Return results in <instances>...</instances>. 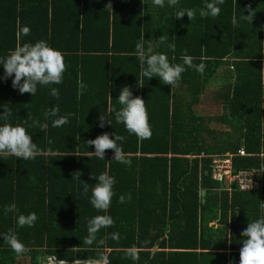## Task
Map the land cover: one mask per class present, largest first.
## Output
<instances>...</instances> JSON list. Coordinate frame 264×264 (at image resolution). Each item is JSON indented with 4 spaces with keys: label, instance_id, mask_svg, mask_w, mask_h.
Returning <instances> with one entry per match:
<instances>
[{
    "label": "trees",
    "instance_id": "trees-1",
    "mask_svg": "<svg viewBox=\"0 0 264 264\" xmlns=\"http://www.w3.org/2000/svg\"><path fill=\"white\" fill-rule=\"evenodd\" d=\"M204 2L179 0L170 7L165 0L159 8L153 0H0V57L14 50L19 29L29 26L30 35L19 43L43 39L63 53L67 66L61 84L38 85L31 96L14 89V76L5 78L0 65V113L10 109L7 122L24 126L44 150L29 160L0 157V234L11 229L31 249L17 255L0 236V264L95 257L96 245L83 240L88 219L104 214L90 198L98 183L93 177L105 171L116 180L107 213L115 223L97 238L107 237L100 250L110 264H239L242 231L264 216L259 208L264 172L260 190L234 186L227 191L212 179L211 163L213 154L244 148L246 156L234 157L235 170L264 165V0H225L215 18H201L198 11L193 20L187 14L176 18L178 10H198ZM109 3L112 10L105 7ZM249 6L255 11L250 23L240 19L249 14ZM163 35L167 42L161 44ZM141 41L146 49L150 45L167 54L171 63H182L183 54L193 56L197 65L205 57L203 75L185 66L174 87L159 77H143L134 54ZM168 44H175V52ZM80 82L87 87L77 99ZM125 85L145 100L150 139L130 134L110 111L120 109L117 99ZM51 87L59 89V98L49 94ZM209 93L225 109L217 120L232 130L222 133L219 147L206 143L207 117L197 111ZM56 105L61 116L75 115L54 128L44 112ZM100 115L106 117L103 128ZM33 120L48 123L47 131L30 127ZM103 133L125 137L118 143L130 166L113 160L111 149L105 160L89 157L95 147L86 142ZM49 147L56 155L47 153ZM121 195L125 203L118 202ZM13 203L19 212L5 215L4 207ZM31 212L38 216L35 225L19 227L18 215ZM112 233H119V239H112ZM132 246L138 249L135 261L125 255Z\"/></svg>",
    "mask_w": 264,
    "mask_h": 264
},
{
    "label": "clouds",
    "instance_id": "clouds-1",
    "mask_svg": "<svg viewBox=\"0 0 264 264\" xmlns=\"http://www.w3.org/2000/svg\"><path fill=\"white\" fill-rule=\"evenodd\" d=\"M170 7H175L179 4V0H167ZM225 0H205L203 7L200 9H180L176 12V18L180 19L185 14L189 20L196 18L197 11L201 18H207L209 16L215 18L219 16L221 8L219 5H223ZM153 4L159 8L165 6V0H153ZM105 7H109L112 10L111 3ZM249 14L241 16L240 19L248 21L249 23L255 16V11L251 10L249 6L246 9ZM232 24L234 27L239 26L235 15L232 18ZM31 29L29 26H23L17 33L18 43L14 50H11L7 56L0 57V65H3L5 78L13 77L12 86L14 89H18L21 94L29 93L34 96L39 86L59 85L63 82V76L66 71V64L64 61L63 53L52 48L47 41L41 39L35 43L26 42L19 43V40L23 36L30 35ZM161 44L167 42L166 36H161L158 40ZM167 47L175 52V44H168ZM186 52V50H185ZM135 56L138 58L141 66V75L149 80L153 77H159L163 84L175 86L181 79L182 73L186 71V67L195 69L198 73L203 75L206 64L203 62L206 58L201 57V63L194 64L193 56L183 54L181 56L182 63H171L167 54L161 52H154L153 48L149 45L145 48L143 42H137L135 45ZM175 60V56L172 57ZM139 84V82H138ZM140 85V84H139ZM141 86V85H140ZM87 86L83 82L79 83V91L77 99L83 93V90ZM49 94L53 97L59 98L60 92L56 87H51ZM110 96V95H109ZM111 98V96H110ZM118 102L121 105L119 110L115 108L110 111L115 113V120L118 124H123L125 129L130 133L138 137V139H150L152 135L151 127L148 120V112L145 104V100L139 96H133L130 87L125 85L122 87ZM59 106L49 108L44 112L46 119H52V127H61L69 122V118L74 116L75 113H68L61 116ZM3 116L5 123L0 125V157L7 158L9 156H15L17 158H23L24 160L35 159L36 156L42 154L44 150L40 149L36 143H33L32 137L28 134L26 128L20 124L12 125L7 122L8 117L11 115L10 109L4 108ZM105 116L100 115L98 120L99 126L104 127ZM27 121H25L26 123ZM107 122L111 124L107 118ZM30 127H39L41 131H47L48 123H41L38 120H33ZM114 139L110 138L108 133H103L97 136L95 139L88 140L86 144L88 146L94 145L95 151L90 152L89 157L94 155L98 159L105 160L106 150H114V159L118 163L125 165H131V159L123 151L122 146L118 142L125 140L122 135H114ZM49 145L52 141H48ZM47 153L50 155H56L55 152L49 147ZM261 171L264 172V165H261ZM79 179V177H76ZM95 178L98 183L91 189L90 203L97 210L98 213H104L101 215H95L87 221V235L84 237L83 244L92 246L96 245L97 255L95 257H88L87 259H74L72 264H110L108 256L101 251L102 246L106 244L107 237L97 238L98 233L103 228H108L114 225L113 218L108 215V210L112 203V198L115 195L113 187L116 180L113 176L109 175L108 171L99 174ZM220 184V183H219ZM221 185V184H220ZM248 189L253 187L252 181L245 185ZM85 192H88L87 183H85ZM228 191V190H227ZM131 199V194L127 197ZM119 203H125L126 198L124 195L119 197ZM259 208L264 212V201H261ZM4 214L9 212H19L17 206L13 203L6 205L3 209ZM38 220V216L35 212L28 214H19L17 217V225L21 228L33 227ZM231 221V220H230ZM242 247L239 252V264H264V216L261 218L249 222L247 228L242 231ZM3 240L11 247L17 255H22L31 251L26 247L23 242L20 241L18 235L11 229L7 233L0 234ZM111 238L114 240L119 239V233H112ZM125 255L132 260H138V249L135 246L129 247L125 250ZM49 264H69L68 260H58L56 256L49 258Z\"/></svg>",
    "mask_w": 264,
    "mask_h": 264
},
{
    "label": "built area",
    "instance_id": "built-area-1",
    "mask_svg": "<svg viewBox=\"0 0 264 264\" xmlns=\"http://www.w3.org/2000/svg\"><path fill=\"white\" fill-rule=\"evenodd\" d=\"M244 148L238 150L236 154L232 152L219 153L212 156L211 177L221 184L222 189L231 191L234 186L241 191H256L262 187L263 172L261 168L235 170L234 157L246 156ZM252 181L253 187H245ZM72 264V263H69Z\"/></svg>",
    "mask_w": 264,
    "mask_h": 264
},
{
    "label": "crops",
    "instance_id": "crops-1",
    "mask_svg": "<svg viewBox=\"0 0 264 264\" xmlns=\"http://www.w3.org/2000/svg\"><path fill=\"white\" fill-rule=\"evenodd\" d=\"M197 111L200 114V116L207 117L205 118L206 126H207L206 135L211 136V140H212V144H208V145L219 147V145H221L222 140L218 141L217 137H222V135H220L221 132L219 133L217 132V130L226 129L227 131L225 132H230V133L232 132L231 128L227 124H223L219 120H217L219 116H222L223 114H225L224 107L216 99L212 97L207 98L206 96H203L198 105ZM214 123L222 124L226 126L227 128L225 127L222 128L221 126L216 127ZM216 154H219V153H216ZM213 224L214 223H211L210 225H213ZM154 251H157V249H154ZM203 260H199V261H203ZM205 260L207 261L208 259H205Z\"/></svg>",
    "mask_w": 264,
    "mask_h": 264
},
{
    "label": "rangeland",
    "instance_id": "rangeland-1",
    "mask_svg": "<svg viewBox=\"0 0 264 264\" xmlns=\"http://www.w3.org/2000/svg\"><path fill=\"white\" fill-rule=\"evenodd\" d=\"M216 88V87H215ZM212 92V88L210 89V93ZM210 93H209V95H205L207 98H211V96H210ZM215 124V126L216 127H218V126H221L222 128L223 127H225V128H227L226 126H224V125H222V124H219V123H214ZM214 126V125H213ZM215 127V128H216ZM225 131H227L226 129H222V130H217V132H221L220 133V135H222V133H226ZM207 134V133H206ZM217 139H218V141H220V140H222V137H217ZM206 143L207 144H212V140H211V136H208V135H206Z\"/></svg>",
    "mask_w": 264,
    "mask_h": 264
},
{
    "label": "water",
    "instance_id": "water-1",
    "mask_svg": "<svg viewBox=\"0 0 264 264\" xmlns=\"http://www.w3.org/2000/svg\"><path fill=\"white\" fill-rule=\"evenodd\" d=\"M202 196H205V191L202 192Z\"/></svg>",
    "mask_w": 264,
    "mask_h": 264
}]
</instances>
